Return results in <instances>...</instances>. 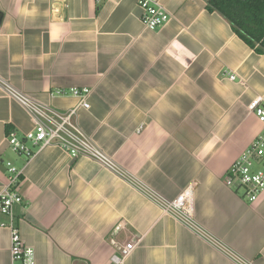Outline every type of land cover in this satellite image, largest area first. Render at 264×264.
<instances>
[{
    "label": "crops",
    "instance_id": "obj_1",
    "mask_svg": "<svg viewBox=\"0 0 264 264\" xmlns=\"http://www.w3.org/2000/svg\"><path fill=\"white\" fill-rule=\"evenodd\" d=\"M154 1L171 18L150 31L136 0H0V80L59 113L77 105L68 90L89 88V108H78L75 122L97 148L165 199L191 188L198 228L264 264V192L248 203L224 184L264 129L248 109L257 97L264 105V53L208 12V0ZM32 129L0 86V192L6 163L23 168L14 213L35 264H108L120 222L140 238L124 264H236L89 158L52 146L26 162L6 137ZM0 264H9L6 227Z\"/></svg>",
    "mask_w": 264,
    "mask_h": 264
},
{
    "label": "built area",
    "instance_id": "obj_2",
    "mask_svg": "<svg viewBox=\"0 0 264 264\" xmlns=\"http://www.w3.org/2000/svg\"><path fill=\"white\" fill-rule=\"evenodd\" d=\"M142 11L141 23L147 30L153 31L170 20L171 16L154 0H136ZM229 80L236 76L231 73ZM4 93L17 102L30 115L33 124L32 131L18 137L14 132L7 134L8 147L17 155L23 156L26 162L48 147H58L71 159L78 157L89 158L104 168L115 173L131 184L142 196L155 204L163 214L170 215L177 222L196 232L218 248L236 264H249L235 254L222 248L220 244L205 235L195 224L189 210L191 188L185 189L173 200H168L156 193L136 178L130 176L117 165L82 132L75 122L78 108L88 109L87 98L89 88H71L67 94L77 99V105L66 113H59L43 106L23 93L17 91L6 82L0 80ZM56 91L55 95H64ZM260 98L253 99L248 109L255 115L264 128V105ZM8 173L7 182L0 192V215L6 218L0 227L9 230V264H35L34 251L22 241L16 225L14 209L22 204V197L18 193V185L23 175V168L18 169L11 163H6ZM224 184L227 188L241 193L248 203H255L264 192V129L254 138L246 150L241 152L225 173ZM127 226L120 222L115 227L109 243L112 254L108 264H124L125 259L134 251L140 238L129 235Z\"/></svg>",
    "mask_w": 264,
    "mask_h": 264
},
{
    "label": "trees",
    "instance_id": "obj_3",
    "mask_svg": "<svg viewBox=\"0 0 264 264\" xmlns=\"http://www.w3.org/2000/svg\"><path fill=\"white\" fill-rule=\"evenodd\" d=\"M208 12H216L250 48L264 53V0H208Z\"/></svg>",
    "mask_w": 264,
    "mask_h": 264
}]
</instances>
